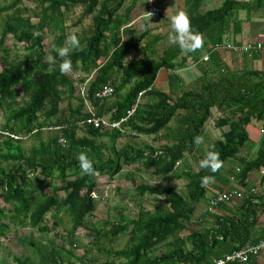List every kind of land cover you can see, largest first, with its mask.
Returning <instances> with one entry per match:
<instances>
[{
    "label": "trees",
    "instance_id": "trees-1",
    "mask_svg": "<svg viewBox=\"0 0 264 264\" xmlns=\"http://www.w3.org/2000/svg\"><path fill=\"white\" fill-rule=\"evenodd\" d=\"M0 1V114L4 117L0 164L5 165L0 166V237L5 236L10 223L54 233V238L37 248L32 241L20 239L23 243L27 240L24 245L33 248L32 254L13 256L11 264H210L264 239V230L255 229L264 208V149L250 162L244 156L248 121H262L264 132V72L246 69L235 77L214 50L229 34L240 32L236 12L263 9L264 0H223L215 9L190 12L192 30L203 36L204 43L195 52H184L183 57L177 44L157 56L154 46L160 37L150 34V28L133 35L128 23L136 0L129 4L127 0ZM195 6L196 2L193 9ZM76 9L78 15L70 24L77 30L68 32L66 21ZM73 34L78 47L69 40ZM9 38L12 55L6 46ZM44 40L49 41L47 46ZM16 44L25 48L20 56ZM64 46L70 53L61 58L58 50ZM202 51L208 54L205 69L200 68L195 88L184 90L175 70L187 58L200 61ZM49 55L55 64L48 62ZM62 59H70L72 71L83 73L80 84L75 86L60 72ZM161 70L166 72L164 87V81L157 79ZM104 84L112 88L111 96L94 99L93 93ZM18 90L28 94L27 99H22ZM139 93L134 112L119 128L87 126L80 134L75 132L77 123L89 117L85 103L94 116L118 121ZM209 122L219 133L210 143L205 129ZM168 126L170 133L161 134ZM43 130L52 131L45 140L41 139ZM25 136L32 139L28 148L21 143ZM139 136L165 143L158 148L149 144L136 149L115 146L121 138ZM197 136L203 137L202 144L193 142ZM209 151L219 153L223 166L229 160L237 162V171L228 169L223 174L220 169L213 173L200 168ZM81 152L92 161L93 174L82 172ZM127 166L158 178L172 175L184 181V191L138 183L137 196H152L159 204L151 211L139 205L134 219L120 215L117 221L94 230L89 248L82 246V254L76 255L80 245L73 235L94 215L96 178L112 179ZM131 173L127 170L124 176ZM248 173L257 174L255 188L246 186ZM205 176L214 180L202 186ZM55 181L59 185L55 186ZM233 183L246 190H234ZM224 191H240L241 196L232 200H238L233 204L211 206ZM199 203L204 204L201 210ZM64 223L69 226L62 233L52 229ZM124 233L121 248L104 246ZM56 239L67 249L57 245ZM92 249L97 255L89 257ZM254 258L248 264H254Z\"/></svg>",
    "mask_w": 264,
    "mask_h": 264
},
{
    "label": "rangeland",
    "instance_id": "rangeland-1",
    "mask_svg": "<svg viewBox=\"0 0 264 264\" xmlns=\"http://www.w3.org/2000/svg\"><path fill=\"white\" fill-rule=\"evenodd\" d=\"M78 12L79 11L76 9L74 14H71L69 16L71 19L69 18L68 21H66V26H67L66 31L73 32L77 30V28L71 27L70 22L73 21V19H75V17L78 15ZM157 20L159 21V19ZM146 21L149 22L148 20ZM151 23L152 22H150L149 24L152 25ZM83 24H87V21H84ZM149 24L147 26H150ZM161 28L159 26V30ZM169 28L172 29L171 26ZM159 34H162V37H163L162 30L159 31ZM171 35L172 33L169 34V36L168 34L165 35L166 38L169 37V41L167 40V42H170ZM43 43L45 46H47L49 41L44 40ZM164 43L165 42L162 41L158 45V52H161V49L164 48ZM6 46L10 50V55H12L13 46H12V41L10 40V38L8 39ZM15 47L17 48V52L19 53V56L22 53H24L25 48L21 44H16ZM66 75L68 76L70 80L73 81V84L76 86L80 84L83 73L81 74L79 71L71 70L70 72L66 73ZM197 78H198L197 76H188L187 74L186 75L183 74L181 78L183 82L182 85L184 87L183 89L186 90V89L195 88L194 84ZM190 79H193V80H190ZM165 83H166L165 81L164 83H162L163 87L166 86ZM158 85L159 84H157V86ZM18 93L22 99L24 100L27 99L28 94L24 93L23 91L21 92L19 90H18ZM88 106L89 105L87 103L84 104V107L88 108ZM3 121H4V117L0 114V123H2ZM169 129H170L169 126L168 128H163L160 131V133L169 134L170 133ZM50 132L52 131L43 130L41 134V137H42L41 139L45 140L50 135L49 134ZM214 136H216L215 133H214ZM212 139H214L213 134L210 135L207 142L210 143ZM217 139L218 138H215V140ZM100 140L103 143L107 142V140L104 137H101ZM31 142H32V139L29 136L27 137L25 136L24 139L21 141L22 145L25 148H28ZM164 143H165L164 140L153 141L150 136H139L135 139H130L129 137L121 138L115 141V146L116 148H120L121 146L129 145V146H132L134 149H136V148H140L142 144H149L154 148H158ZM189 162L191 163L190 160ZM233 162H234L233 160H229L225 164H232ZM0 166H5V165L0 164ZM221 168H220V171L221 173L224 174L225 166H222ZM127 170H130V172L132 173L130 175L127 174V176H124ZM236 170L237 169H235V172ZM221 177L223 176L221 175ZM138 183H147L151 186L158 187V189L165 187V186H170L174 190L180 193L184 191V188H183L184 181L183 180L175 179L172 175L163 176L161 178L150 176L148 173H145L144 170L142 169H141V172H138L136 169H133V166L123 167V171L120 174L114 176L112 179H108L105 176H102L99 178L97 177L96 178L97 194L95 196L96 197L95 200L97 203H96V207L94 210V215L88 218L86 220L87 224L84 227L77 229L73 235V238L80 245V247H78L75 251L76 255L82 254V250L84 247L89 248L90 242H91V236L94 234L93 233L94 230L99 231L101 228H103V226L106 223L117 221L120 215L126 218L134 219L136 217L139 205L143 206L145 210L151 211L153 210L155 204H159L157 199L153 198L152 196L146 195L143 198H139L137 196V191L135 189V185H137ZM55 184H56L55 186H57L58 181H55ZM159 198H162V197H159ZM201 205L202 203L201 204L199 203L200 207ZM45 220H46V223L50 225V219L48 216L45 217ZM68 226H69L68 223H64L63 226L55 227V228L52 227V229L56 233H62V229L68 228ZM53 234L54 233L52 231L48 233H45V232L40 233L36 231L35 229H29L25 225H19L18 223H10L5 236L0 237V264H11V258L13 256L21 257V255L28 256L32 254L33 248H31V246H28V243L27 245H24L27 242V240L26 242L23 243V242H20V239L24 238V239H28L29 241H32L33 243L36 244L34 248H37L38 245L44 244V242L48 238H54ZM125 239H126V234L124 233V234L119 235V237L113 243H104V246L111 247L113 249H118L124 245ZM55 242L57 245L61 246L63 250L67 249V245L65 243H62V241H59L56 239ZM94 255H97V253L94 249H92L89 252L88 256L91 257ZM100 256L103 257L101 254H99V257ZM76 264H78V262H76Z\"/></svg>",
    "mask_w": 264,
    "mask_h": 264
},
{
    "label": "crops",
    "instance_id": "crops-1",
    "mask_svg": "<svg viewBox=\"0 0 264 264\" xmlns=\"http://www.w3.org/2000/svg\"><path fill=\"white\" fill-rule=\"evenodd\" d=\"M131 1L132 0H127L126 4H129ZM222 1L223 0H136L135 3H133V7L130 12L131 20L128 25L133 28V35L145 28H150V34L159 36L160 40L154 46L156 55L159 56L161 55L163 50L174 45L171 40L170 42H167V40L169 41V37H165V35L167 34L168 36L171 33L173 35V30L169 28L171 26L170 17L172 15L176 14V12L179 10H184L187 14L196 10V13L200 14L207 10L217 8L222 3ZM195 2L196 6L193 9ZM148 4L156 6L160 9L161 12L158 18L150 19L145 16ZM236 15L237 19L241 22L240 32L236 35L229 34L227 37H225V39L235 44L259 43L263 46V48L261 51H255L253 53L250 52V54H235L230 51L219 49L216 51L217 56L219 60L223 62V65L227 67L228 70L235 75V77L239 76V74H241V72L246 69L264 72V8L251 10L248 13L244 10H240ZM143 19H145V22L143 21ZM157 19H159V21ZM140 20H142L144 23H141ZM146 20H148L149 22H147ZM150 22H152V25L149 24ZM148 24L150 26H147ZM159 26L160 28L162 27L160 30H162L163 32V37L162 34H159ZM162 41L165 42L166 45L164 43V48L161 49V52H158V45ZM184 55L185 53L183 51V54H181V56L183 57ZM205 56H208L207 52L202 51L199 54L198 58L202 62L198 61L196 63L191 62V60L187 58L184 64L175 70V73L180 78H182L183 74L198 77L200 75V68L205 69V62L208 61V58L204 60ZM251 56H253L252 59ZM157 79L159 82L165 81L166 72H164L163 70L159 71ZM212 124L213 122L208 124L205 129L208 138L210 137V135L213 134L214 139H212L211 141H214L215 138L219 135V133L217 128L213 127ZM261 124L262 121L251 119L244 126L247 138L244 148V156L246 157V161H252L256 157V154L264 149V143H262L264 139V132L262 131ZM214 133L216 136H214ZM224 166V170L226 171L230 169L231 173H233L235 169H238L237 162H233L232 164H225ZM256 175L257 174L254 173H248L246 175L245 182L248 188H255L256 184L258 183V178ZM231 187L234 188V190H246L245 188L241 187L240 184L237 183H233ZM235 201L230 202L229 204H233ZM203 206L204 204H202L201 207L198 206V208L201 210ZM261 228L264 230V208L255 226L256 230H259ZM254 264H264V250H262L258 254V256L254 258Z\"/></svg>",
    "mask_w": 264,
    "mask_h": 264
},
{
    "label": "built area",
    "instance_id": "built-area-1",
    "mask_svg": "<svg viewBox=\"0 0 264 264\" xmlns=\"http://www.w3.org/2000/svg\"><path fill=\"white\" fill-rule=\"evenodd\" d=\"M146 12L152 13L153 19L158 18L160 16V9L156 6L149 5L147 6ZM147 17V15L145 14ZM149 18V17H148ZM263 46L259 43L256 44H249V43H243V44H235L232 43L229 40L224 39V41L215 46L214 50L224 49L226 51H230L235 54H243L248 53L249 51H261ZM207 59V56L204 57V60ZM112 94V88L109 85H101L96 92L93 93L94 99H107ZM80 95H84V87L82 86L80 88ZM140 93L138 94L135 103L125 112V116L123 118H120L118 121H109L106 117H97L94 116L91 113V108L88 106L87 110L85 107V110L89 113V117L85 118L84 120H80L77 123L76 133L80 134V129H83L84 127L91 126L94 129H113V128H119L120 124L124 122L127 117L131 116L132 113L135 110V106L137 102L139 101ZM16 138L17 137H13ZM60 142L63 143V141L60 139ZM237 171V170H236ZM241 196L240 191H224L217 195L215 199H213L210 203L211 206H214L217 202L227 203L231 202L234 199H237ZM264 249V239L259 240L255 244H247L243 246L240 249L233 250L227 254H225L223 257L219 259H214L210 264H226L231 262H238L242 264H248L251 258L258 256V254Z\"/></svg>",
    "mask_w": 264,
    "mask_h": 264
},
{
    "label": "clouds",
    "instance_id": "clouds-1",
    "mask_svg": "<svg viewBox=\"0 0 264 264\" xmlns=\"http://www.w3.org/2000/svg\"><path fill=\"white\" fill-rule=\"evenodd\" d=\"M146 15L151 18L153 14L146 12ZM170 24L173 30V35L170 36V40L172 43L177 44L182 51L185 53L195 52L203 47V36L198 32H193L190 17L184 10H179L176 14L172 15L170 17ZM69 40L73 47L79 46V40L75 34L71 35ZM69 53L70 48L68 46L61 47L58 50V55L61 58L68 57ZM47 60L50 64L56 63L55 58L51 55L47 57ZM59 70L64 74L70 72L72 70V61L70 59H62V62L59 65ZM54 130H57V128H54ZM193 142L197 145L202 144L204 142L203 137L197 136L194 138ZM78 159L80 161L81 170L84 174L94 173L93 163L84 152L79 154ZM199 166L200 168H208L215 173L223 166V162L220 160L218 152L209 151L205 158L200 161ZM213 180L214 178L211 176L203 177L201 181L202 186L213 182Z\"/></svg>",
    "mask_w": 264,
    "mask_h": 264
}]
</instances>
